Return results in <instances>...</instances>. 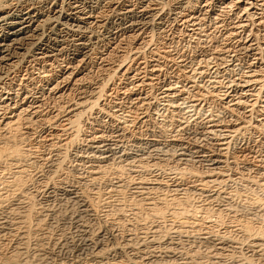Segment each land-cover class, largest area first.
I'll use <instances>...</instances> for the list:
<instances>
[{"label":"bare ground","instance_id":"obj_1","mask_svg":"<svg viewBox=\"0 0 264 264\" xmlns=\"http://www.w3.org/2000/svg\"><path fill=\"white\" fill-rule=\"evenodd\" d=\"M193 1L197 3L196 5H198V8H200L202 4L200 11L203 10L204 14L210 13L211 16L214 17H211L213 19L211 22L212 24L209 28L207 27V30L203 29L205 27H203V20H201L202 18L199 19V17L197 16L198 13L196 14L194 10L195 7H193L192 5ZM224 16H226V18L230 20L229 24H223L224 21L220 18H224ZM173 23L177 25V28L180 26L182 28L181 31L183 32V34H186L185 38L187 39V45L180 46L176 43H173L171 45L166 44L167 49L163 51H159V49L158 51L149 50L148 56L146 58L143 57L141 47L148 46V44L153 41L156 36L162 37V35L167 32L166 30H168L169 26ZM252 27H256V31L259 32V35L260 33L262 34L261 40L259 39L260 42L256 41L254 38H251ZM183 34H181L182 37ZM110 39H112L111 41L113 43H111V41L109 42ZM107 40L109 43L107 42ZM104 43L107 44L109 49L105 57L100 58L104 65L101 64L102 68H97V72L100 73L101 77L99 75V77H93V73H90V69H85V66L88 65L90 67V65L93 63L91 62V60L92 56H94V48L97 45ZM129 55L133 57L130 56V59ZM24 62H28L30 64L33 63L34 65H37V69H39L38 77H40V79H43L46 82L52 79L51 75H49V71L51 70V68H58L62 64L66 63L64 68H67L68 70H65L64 72L62 71V77L61 80L58 81V83L53 84V82H51L49 84V87H46V89H48L45 91V94L42 93V95H31V93L26 92L23 89V91L18 90L16 94L14 92H6V88L2 89V86L4 85L3 81L5 80L4 78L9 77L14 72L16 73L18 71L16 70L18 65ZM242 62H244L246 70L243 73L239 74V79L231 78L230 76H228V79L226 81L224 80L223 82L220 79H217L216 76L218 73H220V75L223 72H225V74L227 75L236 73V68L238 67V65L243 64ZM75 70L78 71L75 73ZM35 75L37 76V74ZM0 87V161L4 158L17 162L23 159L25 153L21 150V148H18L19 144L17 142L18 140L22 139L21 136L23 135V133L28 134V132L31 131V128L35 127L33 125L36 124L37 126L38 124H42L43 126L46 125L48 126V128L52 127V129L54 130V133L52 132L53 134H49V139L46 141L54 143L55 140H58L59 136L64 135V140L61 137V140H63L62 143H64L61 146L64 148V146L70 145V136L72 137L75 133H77V129L79 128L78 124L82 115L84 114L83 112H88L89 114L100 113L103 116L107 115L111 118L113 122V128L111 132L113 133V135L107 137L108 139L112 138L113 143H109V140L104 139V137L99 134H96L95 136L92 135V137L89 138V154L87 155V157H81V160L88 162V169L90 170V175L95 174V176H97L96 174L101 172L102 166L104 165V163H107L108 160L112 161L113 163L115 162L120 164L122 161H124L126 166H133L132 163L141 164V162L145 159L153 160L151 163L149 162L151 165H148V163L146 164L148 166L159 164L157 162L163 163L166 161H170L173 163L174 169L177 170V173L175 172L176 175L171 182L166 181V183L162 180L153 177L150 180L141 178V180H138V182L135 181V183H133L134 189L136 190L135 192V190L133 189L136 195L132 193V196L135 195V197H132V200H134L132 202H134L133 205L135 206L134 210L138 211L139 209L143 212H147H145V216L147 214V217L145 218H147L148 223L145 224V220L141 218L143 219L141 220V222L143 221L144 223H140V230L144 229V227H147V230H145L151 233L149 237L147 236V241H145L144 239L143 241H141L140 245L137 246L135 244L136 247H133V244H130V242L135 239L134 237L133 239H131V237L134 235H130V241V239L127 238V234V237H125L126 239L122 244H120L119 242H117L119 244L113 243L112 241L106 244H101L100 240L98 239L100 238L98 234L99 232H90L84 227L82 215H91V213L93 214L95 210V204L93 203L94 200L92 201L93 198H89V195H86V191V193H84L80 189H76L72 186L60 187V184L59 186L54 184H44L42 186V189L38 191L39 196L45 197V199L51 198L52 196L54 197L55 194L58 193L59 196H65V198L71 201L74 206H77L79 210L77 211L80 216L75 219L73 218V227L75 228V230H79V233H81L82 235L79 236L80 243H74L73 245L70 244V248L76 251V253L81 250L86 251V249L89 248V260L98 263L105 262V264L109 260H111V262H109L108 264L151 263V261L147 263L146 261L150 257V254L153 253V249L156 250V246L154 245L156 241L155 236L158 237L160 235V231L164 229V232L173 233L177 236V238L181 236L184 237V234L187 232L186 228H184L186 230L183 231L181 230L182 228H180V225L182 226L183 224V216L181 215L180 210V212L177 211V214L180 213V216L176 213H173V210L169 211L171 214V219L168 220V226L161 227L159 226L160 223L157 224L159 219L162 220V218L165 217L163 216L165 212L163 213L162 209H167L168 204L173 203L174 206H177L180 203L182 204V201L184 203V201L187 199L186 197H189L187 196L188 193L186 194L185 192L194 193L197 197L199 196L203 198L204 202L212 200L217 201V199H224L225 202L228 200L226 204L223 203L224 205H221V203L217 204L215 213H217L218 215H227L229 218L228 221L230 222L233 221V219H236L233 218V210H230L234 206L232 208L230 205L228 206V202L230 201L232 196H229V194H227L228 192L226 194L220 192L222 191L221 189L219 191H215L214 193L211 191L212 194L209 195L208 188H210L211 186L218 187L224 180L223 177H226L223 174V171L226 169V167H229V158L227 160L225 153L226 151H229L228 148L230 146L232 147L233 145H236L237 143H239V141L243 139L242 135L245 133V130H247V127H251L252 129L255 128L257 130H264V0H201V2L200 0H0ZM222 87L223 90H221ZM29 89H27V91H29ZM3 90L5 91L2 92ZM77 90L83 91V93L86 90H90V92L88 96L84 98V100L77 102L73 101L72 99L73 93L75 94ZM152 90H154L153 96L156 94L158 97V102H156L155 104H152L151 101L152 94L151 96H149V93H152L150 92ZM29 101L31 102L29 103ZM199 101H201L202 104L203 102L204 104L208 102L211 105L219 104L222 109H225L227 111L230 119L222 123V120L220 121L218 119V115L216 114L217 111L216 113L214 112L215 109L213 111L210 110L208 114L202 116L199 113V110H201ZM253 112L258 113L256 115L258 118L255 116L253 117L254 126L252 125V122H250L252 120H250V116L254 114ZM199 114L202 116L201 119L199 118ZM155 117L159 119L157 121V124L155 122ZM60 118H63V123L56 125ZM150 122L157 126L156 128L158 130L156 131V133H158L159 136L162 137L164 140L163 143L161 142L162 145L160 144L161 147L158 145V140H155L154 138L156 134L155 131H152L151 135L148 137L146 136L145 138H137L135 136V144H133V142L132 144L125 143L128 144L127 147L123 145L121 146L119 141L116 139L124 137L125 134H128L129 136V127L131 125L134 126L137 124L138 126H143ZM71 133L73 135H71ZM200 136H202L201 138H206L209 140L213 139L215 141V154L201 152V144L203 142L201 141L202 139H200ZM243 136L245 137V135ZM187 137L191 139L190 144L186 143ZM131 149L133 151H131ZM100 163H103V165H100ZM202 163L205 164L204 168H206L204 169V172L202 168ZM143 166L145 165H142V168ZM194 166H197L202 169L201 174L199 172L200 175H196L195 173V175H193V172L191 171L192 167ZM56 167H58V163L56 164ZM113 169H117L116 165L115 168L113 167ZM110 170L112 171V169ZM148 170L150 169L148 168ZM262 174H260L259 177L262 176ZM246 175H248V173ZM55 176L57 177L58 175ZM227 176L229 177V175ZM89 179L91 178L89 177ZM131 180L133 179L131 178ZM23 181H21V178L18 177L12 180V183L19 189L20 186L22 187ZM118 181H115L113 183L111 182V184H109V188L111 189L109 190L119 192L122 187L119 185ZM260 183L263 184L264 182ZM125 184L126 182L124 183V185ZM27 186L25 187L28 188ZM124 188L125 187H123V189ZM216 188L213 189L216 190ZM159 190H163L164 192L166 191V194L168 191L167 196L166 194L165 196L157 195V192H159ZM22 191L25 190H23L22 188ZM21 192H19L20 194H18V196H21ZM164 192H162V194ZM94 194L93 196H97L96 193ZM125 195L126 194H124V196ZM126 196L124 198H126ZM26 197L28 196H24L22 198L25 199ZM199 197L198 202H200ZM190 198H192V195L187 200L189 201ZM236 198L238 199V196ZM248 198L249 197H247V199ZM3 199L4 198L1 195L0 233L2 234V237L14 232L17 233L16 236L18 239V241L14 239L15 241H26L25 229L27 226L25 223L26 219L28 218V215L26 216V218L24 214H18L15 217L8 219L4 215H2L3 211H5L3 210ZM110 200L112 201V199ZM187 200L185 203L186 205L188 202ZM193 200L196 201L197 199L195 200V198H193ZM249 200H251V203L248 202V209L250 210L258 208L261 211L263 210L261 212V214H263L264 201H262V199H258V197H250ZM102 202L103 201H101L100 203ZM192 202L193 201H191L190 204ZM233 202H235V200ZM5 203L6 202H4V204ZM17 203L18 201L16 202V204ZM123 203L125 202L123 201ZM207 206L208 204L206 202L205 204L202 203V206H198L206 212V215L204 214L205 216H202L201 214L202 217L201 219H199L201 221V226H206V223L211 220H209V218L211 217L208 218L209 212H207V209H209V207ZM43 207L40 210V213H42L44 216H47L50 209L46 210L43 209ZM182 207L181 209H183ZM236 207L234 208L236 209ZM21 208L25 210L22 211L20 210ZM26 208H28L27 204L26 207H11L9 208V211H13L14 214V211L19 210L22 213L26 214ZM128 208L130 209V207ZM173 208L174 207L172 206V209ZM185 208L182 212L185 211ZM190 209L193 210L192 208ZM187 211L189 210L186 208L185 212ZM194 211H196V209H194ZM194 211H192V213ZM185 212L184 214H188ZM234 212H236V210ZM95 213L97 214L96 211ZM134 215H136V213ZM191 215L199 216L197 215V213ZM136 216L138 217L139 215ZM141 216L142 215H140L139 218ZM212 217H214V215ZM29 218H31V215L29 216ZM167 218H169V216ZM224 218L222 216H219L217 217V221L221 223ZM185 219L184 222L186 221ZM252 219L253 218L251 217V220ZM135 220H137V218ZM239 220H241V218ZM251 220L249 221L248 219H242V221H234L235 224L231 223L232 226L227 227L228 229L229 227H231L230 229H233L235 233L239 234L236 237L238 238L240 236L241 239H238L243 240L241 241V243H237L238 240L235 242L229 239V237H224L228 236V234L221 236V233H219L218 236L217 233L216 236L214 234L209 235L207 231V233L204 231L203 233L201 231L202 234H199L201 235L200 237L198 235V241L199 243L202 242L210 244L209 246L212 247L213 252L211 254L212 258H215V256L217 255L220 256L219 254L223 255L233 251L235 253H240L241 256H243L241 258V264H264V230L262 229L263 226H252ZM162 221L164 222L165 220ZM187 221H189V219ZM213 221H215V219ZM36 223L38 222H35V224ZM221 225H223V223ZM230 229L228 231H230ZM215 231H217V229L213 230V232ZM143 232L145 233L144 230ZM192 233L190 232V235L188 233L186 235L191 236ZM28 235L29 234H27V236ZM32 235L34 234L32 233ZM163 239H165V237H163ZM168 239L169 238H167V240ZM91 240L93 241L91 242ZM167 240H163V244H165V247L163 246L164 249H169L170 246L174 244L172 241L173 239H170L168 241ZM5 241L6 240H4L3 242ZM64 242H66V240H62L61 243L57 242V245L61 247H66L67 242L66 245ZM146 242L151 245L149 247H152V250L149 252H147L146 250L148 249V246L145 247ZM39 243L41 242L39 241ZM12 248H14V250L19 253L23 249L19 248L18 243L15 244V246H13ZM39 249H41V247ZM164 249L163 251H165ZM126 250L131 252L132 256L128 255L130 257L127 256L124 258L123 256L126 254ZM1 253L2 252H0V264H7L8 259L6 261L2 259L3 257H1ZM3 255L6 256V254ZM22 255L24 254L22 253ZM22 255L20 256L23 258ZM20 259L21 258H19V261L15 262L13 260H17V258L13 259L12 261L9 260L10 262L8 263L29 264L23 259L20 261ZM47 261L49 260L47 259ZM40 262H37V264H43ZM43 262L44 264H59V262H56L54 261V259L51 258L49 262H46V260H43ZM32 264H34V261Z\"/></svg>","mask_w":264,"mask_h":264},{"label":"rangeland","instance_id":"obj_2","mask_svg":"<svg viewBox=\"0 0 264 264\" xmlns=\"http://www.w3.org/2000/svg\"><path fill=\"white\" fill-rule=\"evenodd\" d=\"M201 2V0H200ZM193 4V7L196 14L198 13V17L199 19L203 20L202 23H203V29L204 30H207V27L209 28L211 26V22H212V17L210 13H205L204 14V11L201 10V7H202V4L200 6V8H198V5H196L197 3L196 2H192ZM199 9V10H198ZM209 14V15H208ZM222 14V13H221ZM203 16V17H201ZM230 16V14H229ZM212 17V18H211ZM223 17H221L220 19L223 20V24L226 25V24H229L230 20L228 18H226V16H224V18L222 19ZM209 19V20H208ZM208 20V21H207ZM207 23V24H206ZM177 25L176 24H171L168 28V30H166L167 34H163L162 37L161 36H156V38L151 41L148 46H145V47H141V52H142V55L143 57H147L148 56V51L149 50H157L159 49V51H163L166 48V44H173V43H176L177 45H180V46H185L187 45L186 44V41L187 39L185 38L186 34H183V32L181 31L182 28L179 26L178 28L176 27ZM181 28V29H180ZM206 28V29H205ZM174 29V30H173ZM223 29V28H222ZM221 29V30H222ZM252 32H251V38H254L256 41L260 42L261 38H262V34L260 33L259 35V32L256 31V27H252ZM173 30V31H172ZM179 31V32H177ZM223 31V30H222ZM172 32V34H171ZM182 32V33H181ZM178 33H181L183 34V37L181 34H178ZM258 34V35H257ZM172 36V37H171ZM167 37V38H165ZM171 37V38H170ZM179 37V38H178ZM163 38V39H162ZM173 39V40H172ZM260 39V40H259ZM112 39L109 40V42L111 41ZM171 40V41H170ZM184 40V42H183ZM175 41V42H174ZM108 42V40H107ZM108 42V43H109ZM168 42V43H167ZM171 42V43H170ZM111 43H113L111 41ZM167 45V46H169ZM150 47V48H149ZM108 46L106 43L104 44H100V45H97L95 48H94V56H92V60L91 62H93L90 67L88 65L85 66V69H90V73H93V77H99L100 76V73H98L97 71V68H102V65H104V63L102 62V60H100V58H104L105 55L108 53ZM148 49V50H147ZM169 50V49H168ZM147 52V53H145ZM146 55V56H144ZM129 55V58L131 59V56ZM114 59V58H113ZM243 64H240L238 65V67L236 68V73H233V74H230V75H227L225 74V72H223L221 75L220 73L217 74V79H220L222 82L225 80L228 79V76H230L231 78H236V79H239V74L243 73L245 70H246V66L244 64V62H242ZM66 63L62 64L61 66H59L58 68L61 69L59 70L57 67L56 68H51V70L49 71V75H51L52 79L50 81H44L43 79H40L39 76V69L37 65H34L33 63L30 64L28 62H24L20 65H18V67L16 68V70H18L16 73H12L9 77H6L4 78L5 80L3 81V86H2V89L6 88V92H11V93H17L18 90L19 91H26V92H29L31 93V95H37V94H45V91L48 89H46V87H49V84L51 82L54 83H58V81L61 80V77H62V74L65 70L67 71L68 69L67 68H64ZM102 64V65H101ZM27 65V66H26ZM29 65V66H28ZM36 68H35V67ZM21 67V69H20ZM33 67V68H32ZM63 67V68H62ZM93 69H92V68ZM26 69V70H25ZM23 70V71H22ZM32 70V72H31ZM79 70V69H78ZM78 70H75L74 72L76 73ZM81 70V69H80ZM241 70V71H240ZM26 71V73H25ZM28 71V72H27ZM54 71V72H53ZM61 71V72H60ZM63 71V72H62ZM12 72V71H11ZM37 72V73H36ZM23 73V75H22ZM32 74V75H31ZM37 74V76L35 75ZM27 75V76H26ZM34 75V76H33ZM90 75V74H89ZM97 75V76H96ZM99 75V76H98ZM223 75V76H222ZM237 75V76H236ZM12 76V77H11ZM17 76V77H16ZM24 76V77H23ZM225 76V77H224ZM31 77V79H30ZM57 77V78H56ZM101 77V76H100ZM10 78V79H9ZM21 78V79H19ZM25 78V79H24ZM16 79V80H15ZM24 79V80H23ZM34 79V80H33ZM91 79V78H90ZM89 79V80H90ZM9 80V82H8ZM13 80V81H12ZM22 82H20V81ZM27 80V81H25ZM31 80V82H30ZM39 82H38V81ZM25 81V82H24ZM24 82V83H23ZM7 83V84H6ZM20 83V84H19ZM31 83V84H30ZM35 83V84H34ZM19 84V85H18ZM26 84V85H25ZM6 85V86H5ZM21 85V86H20ZM24 86V87H22ZM10 87V88H9ZM45 87V89H44ZM30 88V89H29ZM15 89V90H14ZM17 89V90H16ZM23 89V90H22ZM27 89H29V91H27ZM5 90H3L2 92H4ZM8 90V91H7ZM12 90V91H11ZM43 90V91H42ZM221 90H223V87L221 88ZM0 91H1V87H0ZM31 91V92H30ZM39 91V92H38ZM87 92V93H86ZM90 90H86L84 91H80V90H77V92L73 95H72V99L73 101H82L84 100V98L86 96H88ZM152 93H149V96H151L152 94V104H155L156 102H158V97L157 95L155 94L153 96V93H154V90L150 91ZM78 96V97H77ZM31 101H29L30 103ZM199 104H200V109L202 110H199V113L202 115V116H205L206 114L209 113L210 110H214V112L216 113L217 111V115H218V119L221 121L222 120V123H224V121L230 119L227 111L225 109H222L221 106L219 104H213L211 105L210 103L206 102L204 104H202L201 101H199ZM198 104V105H199ZM207 105V106H205ZM211 106V107H210ZM213 106V107H212ZM203 107V108H201ZM210 107V109H209ZM212 108V109H211ZM218 109V110H217ZM204 110V111H203ZM223 110V111H222ZM202 112V113H201ZM221 112V113H220ZM264 112V110H263ZM84 114L82 115L81 119H80V122L78 124V129H77V133H75L74 135L71 133V135H73L72 137L70 136V145L68 146H64V148L61 146L63 145L64 143L63 140H64V135L62 136H59L58 140H55L54 143L50 142V141H46L49 139V134L51 135V133L53 132L54 133V130L52 129V127L48 128V126L46 125H42V124H37L36 125H33L35 127H32L31 128V131L28 132V134H24V137L23 135L21 136L22 139L18 140V144H19V147L17 145L18 148H21V150L25 153L24 157L22 160L20 161H12V160H9V159H1L0 161V196L2 195V197L4 198L3 199V207L5 211H3L2 215H4L5 217H7L8 219L12 218V217H15L16 215H21V214H24V216L29 218V216L31 215V218H28L26 219V235H25V238H26V241L25 240H22V242H17L18 239H17V236L16 234L17 233H10L8 234L7 236H3L2 237V234L0 233V252L1 253V257H3L2 259H4L5 261L7 260L8 262L12 261L13 259H16L17 260H13L14 262L15 261H19V258L20 261L23 259L25 260L26 262H28L29 264H32L33 261H34V264H37V262L39 263L40 260L41 262L40 263H43V260H46V262H49L50 261V258L51 259H54V261L56 262H61V264H105V262H94V261H91L89 260V251L88 249L85 250H81V251H78L76 253V251L72 250L70 248L71 245H73L74 243L77 244V243H80V237L82 234L79 233V230H75V228L73 227V218H77L79 217V213H78V208L77 206H74L72 204L71 201H69L67 198H65V196H59L58 193L55 194V196L51 197V198H46L45 197H40L39 194H38V191H40L42 189V186L44 184H47V185H51V184H54V185H58L60 184V187H68V186H72V187H75L76 189H80L81 191H83L84 193H86V195L89 197V198H93L92 201L93 203L95 204V210L93 212V214L91 213V215L89 214H85V215H82V220H83V224H84V227L90 231V232H95V231H98L99 233V237L98 238L100 240V243L101 244H106V243H109L110 241H112L113 243H117L119 242L120 244L124 243V240L126 239L125 237H127V234H128V237L130 239H133V237L135 239H133L131 241L130 239V244H133L132 246L136 247V245H140L141 241H143L145 239V241H147L146 239L150 236L151 233H149V231H146L147 230V227H144V229H141L140 230V223L141 220H145V224L148 223V220L147 218V214L145 216V212L146 211H142V210H139L138 211L134 210L135 206L133 205L134 200H132V197H135L136 195V190L134 189V185L133 183H135V181L138 182V180H141L142 179H152L153 177L159 179V180H162L163 182H171L173 180V178L175 177V172L177 173V170L174 169V165L172 162L170 161H166V162H157L159 164L157 165H152V166H148V165H151L150 163L153 161L151 159H145L140 163H132L133 166H126L124 161L120 163H113L112 161L108 160L107 163H100V165H103L102 166V169H101V172H99V176L98 174H96L97 176H95V174H91L89 173V169H88V162L87 161H82L81 159L83 157H87V155L89 154V151H88V148H89V138L92 137V135H101L104 137V139H107L109 140V143H113V139L112 138H107L109 137L110 135L112 136L113 133L112 132V126H113V122L111 120V118L107 115H102V114H89L88 112H83ZM220 113V114H219ZM254 114H252V116H250V122H252V125L254 126V121H253V117H257L256 115L258 113L256 112H253ZM199 114V118L201 119L202 116ZM99 115V116H98ZM239 116V114H238ZM242 116V115H240ZM220 117V118H219ZM65 118V117H63ZM63 118H60L59 121L58 120V123L56 125H59L60 123L62 124L63 123ZM258 118V117H257ZM155 122L157 124V121L159 119H157L155 117ZM112 122V123H111ZM150 124V125H149ZM111 125V126H110ZM131 125L129 127V136L128 134H125L124 137H121L120 139L116 138L119 143L121 144V146H125L127 147L128 144H135L134 141H136V137L137 138H145L146 136H150L151 135V132L152 131H156L158 130L156 127L155 124H152V122L150 123H147L146 125ZM252 126V127H253ZM139 127V128H138ZM135 128V129H134ZM111 129V130H110ZM34 130V131H33ZM248 130V131H247ZM247 130H245V133L243 135H245V137L242 135V142L239 141V143H237L236 145H233L232 147L230 146L228 148L229 151H226L225 155H226V158L228 160L229 158V167H226V169L223 171V174L226 176V177H223V181L222 183L217 187V186H211L210 188H208V193L209 195H211V191L214 193L215 191H219L220 189L222 191V193L226 194H229V196H232L230 201L228 202V206L230 205L231 208L234 206L236 207V209L232 208L229 209L230 210H233V218H238L237 220L236 219H233V221H228V216L227 215H218L217 213H215V209H216V206L217 204H220L221 205H224L226 204V201L225 200H219L217 199L216 200H212V201H205L209 207V209H214V210H209L207 209V212H209V222L206 223V226H201V221L199 219H201L202 216H205L206 215V212L205 210L201 209V207H198V206H202V203L205 204L203 198L199 197V201L198 202V197L194 194V193H191V192H185L186 194L188 193L187 196L191 197L192 195V198H190V202L193 201L191 204L190 202L187 200L189 197H186L187 201V205L185 204L186 203V200L182 201V206H185L189 211L185 212L186 211V208L185 207H182L180 204H178L177 206L172 203V204H168V208L167 209H162L163 210V217L162 220H165V224L164 222L159 219H157V224H159V226H168L167 223L169 222L168 220L171 219V214L169 211H172L173 210V213H176L177 214V211L181 213V218L183 220V224L182 226L180 225V228H182L181 230H186L187 229V232L184 234V237L181 236V237H178L176 235H174L173 233H166L164 232V229L162 231L159 232V236H155V249H153V256L152 254H150V257L148 258V260L146 261L147 262H150L152 264H241V258L243 256H241L240 253H235L233 251L231 252H228L230 254H219L220 256H215V258L211 257V254L213 253L212 252V247H210L208 243H202L200 242L199 243V237L201 235L199 234H202V232H208L209 235L211 234H214L219 236V233H221L220 235L221 236H224V235H227L228 236H224V237H229V239H231L232 241H237V243H241V241L243 240H239L241 239L240 236L237 238L236 236H238L239 234L235 233L233 231V229H230L231 227H229L230 231H228L229 229L227 228L228 226H232V224H235L234 221H242V219L244 220H251V217L253 218L251 220V223H252V226H255V227H258L259 225H261V227L263 226V230H264V212L263 214H261V211L260 209L258 208H254V209H248V202L251 203V200L250 197L252 198H257L258 199H262V201H264V183H260V182H264V130H257V129H252L251 127H247ZM33 131V132H32ZM133 131V132H132ZM136 131V132H135ZM259 131V132H258ZM263 131V132H261ZM138 132V134H137ZM257 132V133H256ZM52 133V134H53ZM101 133V134H100ZM103 134V135H102ZM127 135V136H126ZM131 135V136H130ZM134 135V136H133ZM142 135V136H140ZM145 135V136H144ZM27 138H26V137ZM75 136V137H74ZM136 136V137H135ZM61 137L63 140H61ZM202 136H200V139H202L201 142L202 146H201V152H204V153H212V154H215L214 152H216V145H215V141L213 139H206V138H201ZM124 138V140H123ZM128 138V139H127ZM155 140H158V145L161 147L162 143H163V138L159 136L158 133L155 134ZM157 138V139H156ZM112 141H111V140ZM115 139V140H116ZM161 139V140H160ZM121 140V142H120ZM126 140V141H125ZM188 140V141H187ZM187 140H186V143L190 144V140L189 137H187ZM209 143H207V142ZM214 143H213V142ZM160 142V143H159ZM162 142V143H161ZM16 143V144H17ZM118 143V144H119ZM125 143H128V144H125ZM161 144V145H160ZM208 145V146H207ZM59 146V147H58ZM158 146V147H159ZM210 146V147H209ZM62 147V148H61ZM204 147V148H202ZM206 147V148H205ZM208 147V148H207ZM60 148V149H59ZM210 149V150H209ZM213 151H212V150ZM28 151V152H27ZM131 151H133L131 149ZM29 153V154H28ZM228 153V154H227ZM27 154V155H26ZM260 154V155H259ZM252 156V157H251ZM263 158H261V157ZM63 157V158H62ZM80 157V158H79ZM82 157V158H81ZM262 160H261V159ZM257 159V160H256ZM261 161H259V160ZM24 160V161H23ZM5 161H6V164H5ZM58 163V167H56V162ZM234 161V162H233ZM4 162V163H3ZM111 162H112V165H111ZM150 162V163H149ZM236 162V164H235ZM263 162V163H262ZM145 163V164H144ZM148 163V165H146ZM166 163H167V166H166ZM60 164V166H59ZM88 164V165H87ZM106 164V165H105ZM124 164V165H123ZM140 164V165H139ZM169 164V165H168ZM115 165H116V168L117 169H113V167L115 168ZM121 165H122V168H121ZM142 165H145L143 166V168L146 170H144L142 168ZM204 165V166H203ZM260 165V166H259ZM62 166V167H61ZM105 166V167H104ZM120 166V167H118ZM124 166V167H123ZM141 166V167H140ZM164 166V167H163ZM169 166V167H168ZM244 166V167H243ZM104 167V168H103ZM111 167V168H110ZM172 167V168H171ZM205 167V164L202 163V168H203V172L205 171L204 168ZM262 167V168H261ZM57 168V169H55ZM147 168V169H146ZM148 168L150 170H148ZM153 168V169H151ZM197 168V170H196ZM229 168V169H228ZM234 168V169H232ZM247 168V169H246ZM258 168V169H257ZM105 169V170H104ZM112 169V171L110 170ZM121 169V171H120ZM124 169V170H123ZM194 169V170H193ZM104 170V171H103ZM108 170V171H107ZM233 170V171H232ZM239 170V171H238ZM118 171V172H117ZM142 171V172H141ZM230 173H229V172ZM56 172V173H55ZM108 172V173H107ZM168 172V173H167ZM190 172V171H189ZM193 172V175H200L201 172H202V169L197 167V166H194L192 167V171ZM198 172V173H197ZM200 172V174H199ZM239 172V173H238ZM256 172V173H255ZM260 172V173H259ZM117 173H120V174H117ZM195 173V174H194ZM242 173V174H241ZM248 173V175H246ZM263 173V174H262ZM101 174V175H100ZM234 174V175H233ZM262 174V176L259 177V175ZM6 175V176H5ZM14 175V176H13ZM55 175H58L57 177ZM105 175V176H104ZM112 175V176H111ZM117 175V176H116ZM121 175V176H119ZM229 175V177L227 176ZM237 175V176H236ZM244 175V176H243ZM257 175V176H256ZM13 176V177H12ZM52 176V178H51ZM104 176V177H103ZM116 176V177H115ZM138 178H137V177ZM146 176V178H145ZM249 176V177H248ZM20 177L21 178V181H24L22 182V187L20 186V188L18 189L13 183H12V180H14L15 178H18ZM61 177V178H60ZM89 177L92 179H89ZM99 177V178H98ZM111 179H110V178ZM118 177V178H117ZM120 177V178H119ZM122 177V178H121ZM233 177V178H232ZM237 177V178H236ZM241 177V178H240ZM24 178V179H22ZM103 178V179H102ZM113 178V179H112ZM117 178V179H116ZM131 178L133 180H131ZM232 178V179H231ZM251 178V179H250ZM258 178V180H257ZM54 179V180H52ZM65 179V180H64ZM67 179V181H66ZM96 179V180H95ZM101 179V180H100ZM120 179V180H119ZM166 179V180H164ZM228 179V181H227ZM236 179V180H235ZM260 179V181H259ZM30 180V181H29ZM47 180V181H46ZM91 180V181H89ZM108 180V181H106ZM119 180V181H118ZM170 180V181H169ZM226 180V182H225ZM233 180V181H232ZM253 180V181H252ZM255 180V181H254ZM29 181V182H28ZM50 181V182H49ZM60 181V182H59ZM64 181V182H63ZM66 181V182H65ZM99 181V182H98ZM115 181H118L119 182V185L122 187H125L123 190H122V195H121V190H119V192H116V191H111L109 189L111 182H115ZM130 181V182H129ZM27 182V184H26ZM43 182V183H42ZM47 182V183H46ZM53 182V183H52ZM55 182V183H54ZM91 182V183H90ZM121 182V184H120ZM126 182V184L124 185V183ZM166 182V183H167ZM236 182V183H235ZM50 183V184H48ZM67 183V184H66ZM94 183V185H93ZM96 183V184H95ZM104 183V184H103ZM123 183V184H122ZM129 183V184H128ZM228 183V184H227ZM257 183V184H256ZM9 184V185H8ZM65 184V185H64ZM88 184V185H87ZM225 184V186H224ZM256 184V185H255ZM260 184V185H259ZM14 185V187H13ZM28 185V186H27ZM262 185V186H261ZM24 186V187H23ZM25 186H27L28 188H26ZM4 187V188H3ZM30 187V188H29ZM83 187V188H81ZM108 187V188H107ZM128 187V188H127ZM218 189H217V188ZM14 188V189H13ZM17 188V189H16ZM22 188L23 190L25 191H22ZM39 188V189H38ZM213 188H216L213 189ZM224 188V190H223ZM37 189V190H36ZM99 189V190H98ZM135 192H134V190ZM212 189V190H211ZM232 189V190H231ZM18 193H17V191ZM96 190V192H95ZM107 190V191H106ZM131 190V191H130ZM9 191V192H8ZM22 191V192H21ZM86 191V192H85ZM91 191V192H90ZM162 192H164L163 190H161ZM159 190V192H157L156 194L157 195H164L166 194V191L162 194ZM225 191V192H224ZM14 192V193H13ZM19 192H21V196L18 194H20ZM96 193L97 196H93L94 193ZM107 192V193H106ZM110 192V193H109ZM17 193V194H15ZM25 195H23V194ZM113 193V194H112ZM129 193V194H128ZM135 194L134 196H132L133 194ZM161 193V194H160ZM236 193V195H235ZM243 193V194H242ZM35 197H34V195ZM101 194V195H100ZM109 194H112V195H109ZM117 194V195H116ZM124 194H126V198H124ZM167 194H168V191H167ZM166 194V196H167ZM194 194V195H193ZM238 196V200L236 197L233 196ZM31 195V196H29ZM33 195V196H32ZM95 195V194H94ZM100 197H99V196ZM107 195V196H106ZM243 195V196H242ZM5 196V197H4ZM9 196V197H8ZM12 196V197H11ZM24 196H28L26 197L25 199H23L22 197ZM113 196V198H112ZM257 196V197H256ZM10 199H8V198ZM35 199H34V198ZM38 197V198H37ZM99 197V198H98ZM103 197V198H102ZM107 197V198H106ZM122 197V198H121ZM234 197V199H233ZM245 197V198H243ZM247 197H249L247 199ZM6 198V199H5ZM20 201H19V199ZM32 198V199H30ZM64 198V199H63ZM102 198V199H101ZM130 200H129V199ZM193 198H195V200L197 201H194ZM13 199V200H11ZM99 199V200H98ZM112 199V201L110 200ZM114 199V200H113ZM124 199V200H123ZM192 199V200H191ZM237 199V200H236ZM5 200V201H4ZM15 200V201H14ZM23 202H22V201ZM24 200H27V201H24ZM48 200V201H47ZM67 200V201H66ZM101 202L103 201L102 203H98L97 201ZM107 200V201H106ZM122 200V201H121ZM127 200V201H126ZM129 200V201H128ZM232 200V201H231ZM235 200V202H233ZM242 200H243V203H242ZM247 200V201H246ZM18 201V203L16 204V202ZM30 201V202H28ZM70 203H69V202ZM119 201V202H118ZM123 201L125 203H123ZM131 201V203H130ZM202 201V202H201ZM216 201V202H215ZM241 201V203H240ZM4 202H6L4 204ZM9 202V203H8ZM96 202V203H95ZM112 202V203H111ZM116 202V203H115ZM218 202V203H217ZM245 202V204H244ZM15 203V204H14ZM33 203V205H32ZM65 203V204H64ZM118 203V204H117ZM128 203V204H127ZM224 203V204H223ZM232 205H231V204ZM235 203V204H234ZM26 204H27V212L26 214L25 213H22L21 211L17 210V211H14V214H13V211H9L11 207H14V206H20V207H26ZM97 204V205H96ZM177 204V203H175ZM184 204V205H183ZM191 206H190V205ZM199 204V205H198ZM234 204V205H233ZM238 204V205H237ZM30 205V206H29ZM46 205V206H45ZM73 205V206H72ZM100 205V206H99ZM133 205V206H132ZM170 205V207H169ZM211 205V206H210ZM245 205V206H242ZM11 206V207H10ZM45 206V207H43ZM50 206V207H49ZM127 206V207H126ZM132 206V207H131ZM172 206L174 207L172 209ZM189 206V207H188ZM247 206V207H246ZM8 207V208H7ZM46 209V210H49V213L47 214V216H44L42 213H40V210L42 209ZM47 207V208H46ZM99 209H98V208ZM124 207V208H123ZM130 207V209L128 208ZM176 207V208H175ZM180 207V208H179ZM181 207L183 209H181ZM201 210H199L198 208ZM211 207H214V208H211ZM224 207V206H223ZM19 208V207H18ZM132 208V209H131ZM178 208V209H177ZM185 208V213H188V214H184V212H182ZM190 208H192L193 210H191ZM240 208V209H239ZM7 209V210H6ZM32 209V210H31ZM194 209H196V211H194ZM22 211H24L25 209H20ZM78 210V211H77ZM180 210V211H179ZM199 210V211H198ZM209 210V211H208ZM236 210V212H234ZM240 210V211H239ZM258 210V211H257ZM8 211V212H7ZM19 211V212H18ZM57 211V212H56ZM77 211V212H76ZM95 211L97 212V214L95 213ZM133 211V212H132ZM136 215H142L140 218L139 216L137 217L136 215H134L135 213ZM140 211V213H139ZM168 211V212H167ZM192 211H194L192 213ZM203 211V212H202ZM6 212V213H5ZM12 212V213H11ZM129 212V213H128ZM205 212V213H204ZM211 212H214V213H211ZM257 214H256V213ZM260 212V213H259ZM16 213V214H15ZM30 213V214H29ZM52 213V214H51ZM142 213V214H141ZM147 213V212H146ZM180 213H178L177 215L180 216ZM184 215H183V214ZM196 214L199 215V216H196V215H191V214ZM211 213V214H210ZM10 214V215H9ZM33 214V215H32ZM170 214V215H168ZM202 214V216H201ZM205 214V215H204ZM235 214V215H234ZM44 217H43V216ZM76 215V216H75ZM78 215V216H77ZM144 215V216H143ZM188 215V216H187ZM214 215V217H212ZM11 216V217H10ZM52 216V217H51ZM74 216V217H73ZM85 216V217H84ZM91 216V217H89ZM135 216V217H134ZM169 216V218H167ZM177 216V217H179ZM190 216V217H189ZM219 216H222L224 218V220L221 221V223H219L217 221V217ZM244 216V217H243ZM1 217V216H0ZM42 217V218H41ZM54 217V218H53ZM41 218V220H40ZM96 218V219H95ZM133 218H137V220L133 219ZM143 218V219H141ZM166 218V219H165ZM186 218V219H185ZM192 218V219H191ZM194 218V219H193ZM241 218V220H239ZM250 218V219H249ZM32 219V220H30ZM184 219L187 221L189 219V221H185L184 222ZM215 219V221H213ZM28 220V221H27ZM38 220V221H36ZM94 220V221H93ZM191 220V221H190ZM38 222L35 224V222ZM87 221V223H86ZM196 221V223H195ZM198 221V222H197ZM41 222V223H40ZM85 222V223H84ZM138 222V223H136ZM163 222V223H162ZM192 222V223H191ZM194 222V224H193ZM225 222V223H224ZM30 223V224H29ZM144 223V222H143ZM187 223V225H186ZM189 223V225H188ZM199 223V224H198ZM210 223V225H209ZM223 223V225H221ZM232 223V224H231ZM254 223V224H253ZM260 223V224H259ZM32 224V225H31ZM44 224V225H43ZM164 224V225H163ZM197 224V225H196ZM229 224V225H228ZM35 225V227H34ZM193 225V226H192ZM200 225V226H198ZM221 225V226H220ZM29 226V227H28ZM186 226V227H185ZM191 228H190V227ZM214 226V227H212ZM219 226V228H218ZM33 227V228H32ZM43 227V228H41ZM138 227V228H137ZM193 227V228H192ZM202 227V228H201ZM212 227V229H211ZM216 227V228H215ZM186 228V229H184ZM201 228V229H200ZM206 228V229H205ZM214 228V229H213ZM29 229V230H28ZM39 229V230H38ZM75 231H74V230ZM105 229V230H103ZM138 229V230H137ZM146 229V230H145ZM215 232H213V230H216ZM226 229V230H225ZM43 233H41L40 232ZM136 230V231H135ZM143 230L145 231V233L143 232ZM194 230V231H193ZM198 232H197V231ZM212 230V232H211ZM31 233H29V232ZM34 231V232H33ZM39 231V232H38ZM45 231V232H43ZM78 231V232H77ZM200 231V232H199ZM202 231V232H201ZM223 233H222V232ZM28 232V233H27ZM49 232V233H48ZM76 232V233H75ZM101 232V233H100ZM105 232V233H104ZM127 232V233H126ZM149 235H148V233ZM163 234H162V233ZM190 232L192 233L191 236H188L186 235L187 233L190 235ZM203 232V233H204ZM206 232V233H207ZM229 232V233H228ZM234 232V234H233ZM32 233L34 235H32ZM38 233V234H37ZM48 233V234H47ZM104 233V234H102ZM126 235H125V234ZM135 233V234H134ZM166 233V234H165ZM15 234V235H14ZM27 234H29L27 236ZM125 236H124V235ZM146 234V235H145ZM166 236H165V235ZM173 234V235H172ZM32 237H31V236ZM39 235V236H38ZM48 235V236H47ZM78 237H77V236ZM120 235V236H119ZM131 235V236H130ZM165 237V239H163V237ZM187 237H186V236ZM197 235V236H196ZM199 235V237H198ZM216 235V236H217ZM232 238H231V236ZM13 238H11V237ZM27 236V237H26ZM104 236V237H103ZM118 236V237H117ZM141 236V237H140ZM148 236V237H147ZM169 236V237H167ZM2 237V238H1ZM36 237V238H34ZM47 237V238H46ZM146 237V238H145ZM162 237V238H161ZM28 238V239H27ZM39 240H38V239ZM112 238H115V239H112ZM119 238V239H118ZM137 238V239H136ZM159 238V239H158ZM167 238H169L168 240L170 239H173V243L169 249H164L165 247V244H163V240H167ZM180 238V239H179ZM183 238V239H182ZM11 239V240H10ZM17 241H15V240ZM32 239V240H30ZM59 239V240H58ZM78 239V240H77ZM102 239V240H101ZM123 241H122V240ZM158 239V240H157ZM163 239V240H162ZM187 239V240H186ZM235 239V240H234ZM4 240H6L5 242H3ZM30 240V241H28ZM34 240V241H33ZM37 240V241H36ZM42 240V241H41ZM61 243L62 240H66L67 242V245H66V242L65 245L66 247H61L59 245H57V242ZM117 240V241H116ZM167 240V241H168ZM2 241V242H1ZM9 241V242H8ZM12 241V243H11ZM39 241L41 243H39ZM55 241V242H54ZM79 241V242H78ZM93 240H91L92 242ZM108 241V242H107ZM116 241V242H115ZM195 241V242H193ZM8 242V243H6ZM15 242V243H13ZM26 242V244H25ZM35 244H34V243ZM37 242V243H36ZM183 244H182V243ZM7 247H5L3 244ZM19 244V248H23L22 251L19 253L17 252L16 250H14V248H12L13 246H15V244ZM24 243V244H23ZM30 243V244H28ZM117 243V244H119ZM139 243V244H137ZM193 243V244H192ZM199 243V244H198ZM8 246H7V245ZM10 244V245H9ZM14 244V245H12ZM37 244V245H36ZM45 244V245H44ZM55 244V245H54ZM71 244V245H70ZM136 244V245H135ZM157 244V245H156ZM204 244V245H203ZM208 244V245H207ZM28 245V246H27ZM33 245V246H32ZM183 245V246H181ZM18 246V245H17ZM36 247V248H32V247ZM39 246V247H38ZM45 246V248H44ZM148 246V249L147 252L151 251L152 250V247H149L151 246L150 244H148L147 242L145 243V247ZM164 246V247H163ZM199 246V247H198ZM208 246V247H207ZM2 247V248H1ZM41 247V249H39ZM158 247V248H157ZM183 247V248H182ZM198 247V248H197ZM27 248V249H26ZM30 248V249H29ZM38 248V249H37ZM173 248V249H172ZM211 248V249H209ZM3 249V250H2ZM6 249V250H5ZM29 252H27L26 250ZM29 249V250H28ZM35 249V250H34ZM46 249V250H45ZM50 249V250H49ZM163 249L165 251H163ZM5 250V251H4ZM38 250V251H36ZM42 250H45V251H42ZM90 250V249H89ZM161 250V251H160ZM167 250V251H166ZM4 251V252H3ZM14 251V253H13ZM32 251V252H31ZM36 251V252H35ZM42 251V252H40ZM47 251V252H46ZM68 251V252H67ZM176 251V252H175ZM189 251V252H188ZM7 252V253H5ZM52 252V253H51ZM210 252V253H209ZM11 255H10V254ZM13 253V254H12ZM16 253V254H15ZM22 253L24 255H22ZM28 253V254H26ZM38 255H37V254ZM42 253H43V256H42ZM126 254L123 256L124 258L127 257L128 255L132 256V253L127 251L125 252ZM173 253V254H172ZM207 253V254H206ZM233 253V254H232ZM3 254H6L3 255ZM7 254H8V257H7ZM26 254V255H25ZM48 254V256H47ZM165 254V255H164ZM187 254V255H186ZM191 254V255H190ZM197 254V255H195ZM201 254V255H200ZM237 256H235V255ZM17 257H16V256ZM22 255L23 258L20 256ZM32 255V256H31ZM50 255V256H49ZM76 255V256H75ZM79 255V256H78ZM87 257H85V256ZM160 255V256H159ZM171 255V256H170ZM225 255V256H224ZM227 255V257H226ZM230 257H229V256ZM232 255V256H231ZM34 256V257H33ZM38 256V257H37ZM40 256V257H39ZM42 256V257H41ZM48 258H46V257ZM82 256V257H81ZM128 256V257H130ZM162 256V257H161ZM222 256V257H221ZM6 257V258H4ZM14 257V258H12ZM29 257V259H28ZM32 257V258H31ZM73 257V258H72ZM76 257V258H75ZM81 257V258H79ZM112 257V256H111ZM109 257V258H111ZM154 257V258H153ZM158 257V258H157ZM191 257V258H190ZM12 258V259H10ZM27 258V259H25ZM35 258V259H33ZM42 258V259H41ZM56 258V259H55ZM71 258V259H70ZM78 258V259H77ZM88 258V259H87ZM152 258V259H150ZM160 258V259H159ZM239 258V259H238ZM47 259L49 261H47ZM10 260V261H9ZM37 260V261H36ZM61 260V261H60ZM89 260V261H88ZM109 260V259H108ZM155 260V262H154ZM158 260V261H157ZM65 261V262H64ZM86 261V262H85ZM157 261V262H156ZM180 261V262H179ZM7 262V264H9ZM32 262V263H31ZM36 262V263H35ZM67 262V263H66ZM109 262H111V260L107 261L106 264H108ZM151 263H147V264H151ZM111 264V263H110Z\"/></svg>","mask_w":264,"mask_h":264}]
</instances>
